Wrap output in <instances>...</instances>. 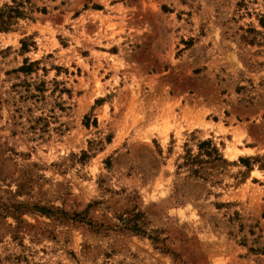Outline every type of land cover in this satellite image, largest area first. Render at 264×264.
<instances>
[{
    "label": "rangeland",
    "instance_id": "obj_1",
    "mask_svg": "<svg viewBox=\"0 0 264 264\" xmlns=\"http://www.w3.org/2000/svg\"><path fill=\"white\" fill-rule=\"evenodd\" d=\"M12 8L0 264H264V0Z\"/></svg>",
    "mask_w": 264,
    "mask_h": 264
},
{
    "label": "trees",
    "instance_id": "obj_2",
    "mask_svg": "<svg viewBox=\"0 0 264 264\" xmlns=\"http://www.w3.org/2000/svg\"><path fill=\"white\" fill-rule=\"evenodd\" d=\"M18 13V11H16V9L12 8L10 9V11H6V10H1L0 11V30H7L10 21L12 20V18H14L15 16H13L11 13ZM204 144H210V143H204Z\"/></svg>",
    "mask_w": 264,
    "mask_h": 264
}]
</instances>
